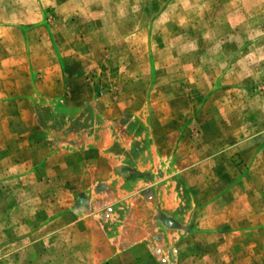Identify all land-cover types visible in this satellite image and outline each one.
I'll use <instances>...</instances> for the list:
<instances>
[{
  "label": "rangeland",
  "instance_id": "1",
  "mask_svg": "<svg viewBox=\"0 0 264 264\" xmlns=\"http://www.w3.org/2000/svg\"><path fill=\"white\" fill-rule=\"evenodd\" d=\"M0 264H264V0H0Z\"/></svg>",
  "mask_w": 264,
  "mask_h": 264
}]
</instances>
